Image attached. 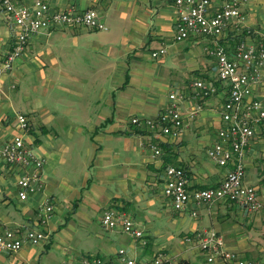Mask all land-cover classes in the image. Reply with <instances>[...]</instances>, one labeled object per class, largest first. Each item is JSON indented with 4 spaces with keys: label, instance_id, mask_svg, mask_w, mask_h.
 <instances>
[{
    "label": "crops",
    "instance_id": "obj_1",
    "mask_svg": "<svg viewBox=\"0 0 264 264\" xmlns=\"http://www.w3.org/2000/svg\"><path fill=\"white\" fill-rule=\"evenodd\" d=\"M45 1L55 9H95L107 29L62 27L35 33L12 70L0 75V142L19 132L16 116L24 114L44 160L42 188L20 201L16 181L25 168L0 158V232L42 228L48 233L40 245L0 252V264H67L92 257L121 264L120 248L142 260L160 253L162 264H227L208 261L195 242L185 241V235L203 228L216 230L227 249L264 263V133L250 141L244 155L243 181L256 188L259 210L230 201L189 203L175 210L163 193L169 164L185 169L190 188L216 186L231 168L207 157L223 126L220 111L227 97L216 61L204 49L210 38L175 40L177 11L171 0ZM223 1L213 0L214 7ZM240 9L253 33H239L229 25L220 39L229 48L240 39H264V0H244ZM13 38L0 8V60ZM161 46L167 52L151 56ZM153 58L159 63L149 62ZM197 80L216 91L197 94ZM55 88L61 91L56 97L50 93ZM174 91L184 94L179 104L183 112L195 106L199 110L193 118L185 117L180 132L155 135L143 121L162 112ZM39 93L45 101L38 99ZM252 95L264 100V66ZM133 117L140 123L132 124ZM41 133H51L52 142L42 140ZM151 143L160 154L153 153ZM47 201L52 213L42 226L39 214ZM110 208L129 213L142 236L102 227L101 214ZM155 217H164L163 223Z\"/></svg>",
    "mask_w": 264,
    "mask_h": 264
},
{
    "label": "built area",
    "instance_id": "obj_2",
    "mask_svg": "<svg viewBox=\"0 0 264 264\" xmlns=\"http://www.w3.org/2000/svg\"><path fill=\"white\" fill-rule=\"evenodd\" d=\"M177 11L175 40L204 36L211 44L204 47L215 59L217 78L226 85L227 97L221 108L223 126L217 130V140L207 149V157L219 166L231 165L223 180L216 186L190 188L185 169L178 165H167L164 169L163 193L169 198L175 210L184 209L189 203L211 205L218 201L238 203L249 211H257L261 202L253 185L244 183V155L250 141L264 133V100L253 97L252 86L261 80L264 66V39H240L232 48L220 42L225 30L233 25L239 33L250 35L253 30L244 22L240 6L244 0H224L214 7L213 0H171ZM7 22L13 30V44L0 60V75L12 70L15 61L24 53L29 39L40 31L50 32L62 27H85L106 30V24L99 13L92 8L83 11L55 9L45 0H0ZM167 52L164 46L151 52L160 57ZM196 93L209 96L216 91L212 84L197 80L193 82ZM182 94H169V103L155 117L145 118L144 125L155 135L175 134L185 125V117L193 118L199 106L186 113L180 107ZM19 132L7 141L0 142V158L7 164L25 168L17 178V197L20 201L42 188L43 158L34 150V137L27 135L28 122L24 114L16 116ZM132 124H139L137 117ZM155 155L160 154L156 144H150ZM52 205L45 202L39 214V224L46 225L51 217ZM100 224L106 229L121 228L124 232L141 237L142 231L134 219L122 209L110 208L100 217ZM48 238L42 228L5 229L0 232V252H16L25 244L40 245ZM186 242H195L207 253V260L220 259L227 264H264L245 258L225 247L222 236L213 228H203L185 235ZM121 264H162V254L153 259L142 260L128 257L125 249L117 250ZM67 264H105L100 257L82 258Z\"/></svg>",
    "mask_w": 264,
    "mask_h": 264
},
{
    "label": "rangeland",
    "instance_id": "obj_3",
    "mask_svg": "<svg viewBox=\"0 0 264 264\" xmlns=\"http://www.w3.org/2000/svg\"><path fill=\"white\" fill-rule=\"evenodd\" d=\"M156 58H153V60H150V59H148L149 60V62H152V63H159L158 62V60H155ZM53 92V96L54 97H56V95H60L61 94V91L59 90V89H57V88H55V89H53L52 91H50V93H52ZM165 92H167V90L165 91ZM174 93H176V94H178L177 92H175L174 91ZM32 95H33V93H31ZM183 96H182V98H184V94H182ZM39 100H41V101H45L46 100V97H42L41 96V94L39 93V98H38ZM34 124H35V122H34ZM36 127H39L40 125H39V123H38V125H35ZM35 132H37V129H35ZM27 133V135L29 136V138H31V139H33L32 138V136L30 135V133H29V131H27L26 132ZM50 135H52L51 133H49V134H40V137L42 138V140H50L51 142H52V136H50ZM34 150H35V152L36 153H40V151H39V149L35 146L34 147ZM50 165H48V167H49ZM65 167V165L63 166V165H60V170L61 171H64V168ZM256 177H253L252 176V174L250 173L249 174V180L250 181H254L255 182V179ZM261 202V201H260ZM149 208H151V210L153 209V208H155L154 206L153 207H149ZM151 213V216L153 217V215L155 214V213H153V212H150ZM131 216V215H130ZM57 217H58V219L59 220H61L62 218H63V213H62V211H61V209H60V207L57 209ZM163 219H164V217H161V218H159V217H155V221L156 222H159V223H163ZM66 258V257H65Z\"/></svg>",
    "mask_w": 264,
    "mask_h": 264
},
{
    "label": "trees",
    "instance_id": "obj_4",
    "mask_svg": "<svg viewBox=\"0 0 264 264\" xmlns=\"http://www.w3.org/2000/svg\"><path fill=\"white\" fill-rule=\"evenodd\" d=\"M135 130H137V129H135ZM28 131H29V133H31V131L29 130V128H28ZM34 141H35V138H34Z\"/></svg>",
    "mask_w": 264,
    "mask_h": 264
}]
</instances>
